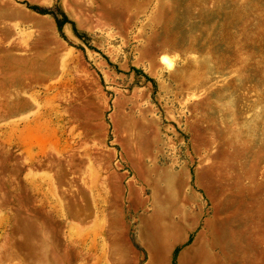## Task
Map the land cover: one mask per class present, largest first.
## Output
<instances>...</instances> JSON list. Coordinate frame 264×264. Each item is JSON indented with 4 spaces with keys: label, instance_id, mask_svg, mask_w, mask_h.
I'll return each instance as SVG.
<instances>
[{
    "label": "rangeland",
    "instance_id": "1",
    "mask_svg": "<svg viewBox=\"0 0 264 264\" xmlns=\"http://www.w3.org/2000/svg\"><path fill=\"white\" fill-rule=\"evenodd\" d=\"M217 218L264 264V0H0V264H180Z\"/></svg>",
    "mask_w": 264,
    "mask_h": 264
},
{
    "label": "bare ground",
    "instance_id": "2",
    "mask_svg": "<svg viewBox=\"0 0 264 264\" xmlns=\"http://www.w3.org/2000/svg\"><path fill=\"white\" fill-rule=\"evenodd\" d=\"M203 228V232L195 238L193 245L179 256L180 264H219L222 256L227 258L229 255L227 252V237L221 231V220L217 218L205 221ZM184 229L186 228H184L183 223L178 222L171 223L168 226H158L154 244L160 246L162 251H166L172 245L179 244L184 240L182 233ZM151 264H162V259Z\"/></svg>",
    "mask_w": 264,
    "mask_h": 264
},
{
    "label": "trees",
    "instance_id": "3",
    "mask_svg": "<svg viewBox=\"0 0 264 264\" xmlns=\"http://www.w3.org/2000/svg\"><path fill=\"white\" fill-rule=\"evenodd\" d=\"M33 10L39 12V13H47L48 10L46 8H42L40 6H30ZM56 27L57 30L59 31V33L62 34V27L65 23H70V21L68 20V18L66 16H62V18H56ZM137 72V71H136Z\"/></svg>",
    "mask_w": 264,
    "mask_h": 264
}]
</instances>
